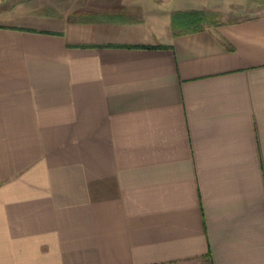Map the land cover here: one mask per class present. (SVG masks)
Wrapping results in <instances>:
<instances>
[{
	"label": "crops",
	"instance_id": "1",
	"mask_svg": "<svg viewBox=\"0 0 264 264\" xmlns=\"http://www.w3.org/2000/svg\"><path fill=\"white\" fill-rule=\"evenodd\" d=\"M27 2L0 0V264H264V0Z\"/></svg>",
	"mask_w": 264,
	"mask_h": 264
},
{
	"label": "rangeland",
	"instance_id": "2",
	"mask_svg": "<svg viewBox=\"0 0 264 264\" xmlns=\"http://www.w3.org/2000/svg\"><path fill=\"white\" fill-rule=\"evenodd\" d=\"M27 3L28 6H39L41 8V12H47L50 14L57 13L58 11L63 13L64 10L74 9V0H28ZM208 20L211 22L213 21V18L209 16Z\"/></svg>",
	"mask_w": 264,
	"mask_h": 264
},
{
	"label": "trees",
	"instance_id": "3",
	"mask_svg": "<svg viewBox=\"0 0 264 264\" xmlns=\"http://www.w3.org/2000/svg\"><path fill=\"white\" fill-rule=\"evenodd\" d=\"M206 15L201 11H185V12H175L172 15L173 23H179L183 25H191L193 29L201 28V23L206 20Z\"/></svg>",
	"mask_w": 264,
	"mask_h": 264
}]
</instances>
